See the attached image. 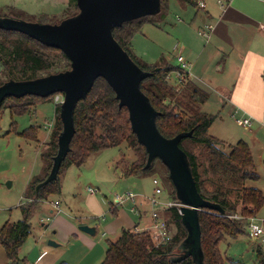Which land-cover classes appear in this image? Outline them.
<instances>
[{
	"label": "trees",
	"instance_id": "obj_1",
	"mask_svg": "<svg viewBox=\"0 0 264 264\" xmlns=\"http://www.w3.org/2000/svg\"><path fill=\"white\" fill-rule=\"evenodd\" d=\"M184 1L197 6L196 0ZM168 2L169 0H162L159 14L127 21L122 26L114 28L113 33L143 69L154 72L143 80L142 89L150 97L155 108L160 111V115L157 117L160 131L165 136L172 137L180 132L193 130L192 136L181 141V147L188 154L202 196L220 203L225 210L224 213L216 210L200 211L205 264H227L228 257L222 252L221 244L226 240L245 235L242 221L230 217V215L239 212L242 215L241 219L245 221H247V217H255L264 205V192L257 187L243 185L247 180L259 179V173L247 141L239 140L227 153L218 147L217 144L221 141L209 133L217 115L201 109V105L208 98V93L188 79L183 80L179 85L170 84L168 77L172 72L181 69L180 66L169 64L165 58L155 65H149L139 60L133 53L131 48L133 37L140 32L145 21L162 17L167 10ZM72 5L75 11L67 16L78 12L76 0H70V7ZM0 16L22 18L21 13L18 15L13 12L0 11ZM0 61L8 79L19 80L60 72L71 66L70 60L61 49L46 46L24 33L1 28ZM61 63H64L63 66H60ZM157 67L159 70H156ZM55 94L45 98L35 95L7 97L0 104V116L5 108H9L11 113L16 115L26 113L41 101L49 99L53 101ZM9 99L15 102L7 104ZM60 109L61 104L57 103L51 139L42 152L43 162L45 160L49 163L46 174L42 178L31 180L27 189L28 198L31 201L22 207L23 218L14 222L7 221L0 228V244L6 249L9 264L27 262L26 258L20 256V248L32 230L30 216L39 202L48 199L53 194L61 193V176L71 165H81L95 153L111 147L121 148L124 143H128L129 148H140L143 153L137 160L126 164L125 174L143 175L153 169L154 162L149 168H145L147 151L138 142L137 136L131 128L128 109L119 106V100L111 86L103 77H99L88 95L81 99L76 106L74 114L76 132L71 141V150L62 163L58 179L40 188L36 194V185L50 173L53 157L59 148L58 137L63 129ZM15 123L13 121V127ZM38 130L39 125L33 124L18 134L27 140L37 142ZM185 142L203 145L205 147L202 153L203 156L205 155L204 159L200 160L197 153L185 146ZM233 185L237 186L235 189L236 200L231 198L234 192ZM170 194L172 196L170 198L177 200L175 189L170 191ZM110 210L117 214V209L112 205ZM162 215L171 231L172 237L168 243L156 245L151 231L123 228L116 240L108 242L105 258L100 264H196L191 256L180 262H174L171 259L187 236V230L182 223L178 207L165 208ZM247 234L249 237L248 229ZM60 264L67 263L61 262ZM254 264H264V246L262 244L255 248Z\"/></svg>",
	"mask_w": 264,
	"mask_h": 264
},
{
	"label": "water",
	"instance_id": "obj_2",
	"mask_svg": "<svg viewBox=\"0 0 264 264\" xmlns=\"http://www.w3.org/2000/svg\"><path fill=\"white\" fill-rule=\"evenodd\" d=\"M76 4L78 12L57 23L0 16L1 29L18 31L46 46L59 48L71 63L69 69L60 72L31 79L10 78L0 84V104L10 96L45 98L55 93L64 95L60 109L63 129L58 137L59 148L53 157L50 173L36 185V194L40 188L58 179L76 132V106L88 95L97 78L103 77L115 92L119 106L128 109L131 128L147 151L145 168L159 158L168 169L181 203V220L187 236L171 259L180 262L191 256L196 264H205L200 211L224 213L225 210L220 203L202 196L188 154L181 147V141L192 136L193 130L172 137L160 131L157 125L160 111L142 89L143 80L154 72L143 69L113 33L114 28L127 21L159 14L162 0H76ZM79 229L93 236L98 231L96 226L89 224H81ZM49 245L58 246V243L49 240Z\"/></svg>",
	"mask_w": 264,
	"mask_h": 264
},
{
	"label": "rangeland",
	"instance_id": "obj_3",
	"mask_svg": "<svg viewBox=\"0 0 264 264\" xmlns=\"http://www.w3.org/2000/svg\"><path fill=\"white\" fill-rule=\"evenodd\" d=\"M244 1L247 5L248 12L252 15V19L256 22L264 24V0ZM46 6H50L49 0H0V11L13 12L18 15L21 13V19L42 23H57L64 19V17L60 15L58 17L50 18L47 20L48 22L44 20L40 21L39 18L34 15H27L25 13L26 11L23 12L24 10L21 9V7H32L37 10ZM69 7L66 15L75 11L73 5L70 8ZM165 12L167 14L165 13V18L163 17L164 20L167 16H169L168 18H171L175 16V14L178 15L174 6H170L169 10L167 8ZM158 19L160 18L150 19L148 22L153 21L152 24H154L152 27L155 29L160 28L158 30L160 31L164 28L162 26L164 20H161V25L159 26V21H157ZM182 22L183 23L180 24L184 27L185 31L188 32V37L191 40H194L196 44L202 48L205 43L202 39L203 37L201 38V36L197 33L196 25L188 24L186 21ZM255 40L258 44L255 49L264 54V33L262 31H258ZM174 42L176 41L171 42V45L173 44L172 49H176L178 46L176 43L174 44ZM211 44L212 42L207 44V46H210ZM176 52H178V50H176ZM63 64L64 63H61L60 66H63ZM7 79L8 77L4 73L3 65L0 61V84ZM177 82L180 83L178 79ZM55 98L56 96H54L53 101L52 99H49L48 101H41L37 103L35 107H31L28 112L20 115L12 114L9 108H5L2 111L0 116V228L7 221L14 222L23 218L20 203L23 204L28 199L26 188L29 182L31 179L33 180L35 178L44 177L47 172L49 163L45 160L43 162L42 152L51 139V132L55 124ZM14 102L15 101L12 99L7 100V104ZM202 110L214 115H219L214 120L213 127L211 125L209 133H217L222 135V137H226L225 140L227 143L222 141L217 144L220 149L229 153L233 145H228V142H233L235 144V142L241 140V138L248 140V136L243 133L244 129L237 120L238 118L242 119L245 115V111L241 108L232 109L231 105L223 104V99L220 98L217 92H213V94H211V102ZM13 121L16 122L14 127L12 126ZM33 124L39 125V141L35 142L27 140L17 134ZM225 133H231L230 138L225 136ZM185 146L194 153H197L200 160L204 159L205 155L203 156L202 153L205 147L203 145L185 142ZM142 153V149H132L129 148L128 143H124L121 148L111 147L104 149L99 153H95L90 156L83 164H74L70 166L67 169L66 175L62 177V180H64L63 194H53L48 198L49 201L58 197L61 199L62 211L57 214L60 216L59 220H56L57 216L55 217L54 214H51L46 206L45 208H35L30 216V222L32 224L31 233L21 246V248L24 247L27 251L25 253L26 256H24L26 257L27 262H20V264H29L28 262H32L33 260L35 262V257L46 248L51 250L58 249V252L63 253L69 250V253L62 254L58 264L71 258L70 249L74 244V238L72 236L69 238V241L65 240L66 233L68 232L67 225H69V223H74L78 226L79 223L88 222V220H86V216H80L82 219H79L75 218V215L77 216L78 209L82 210L83 208L85 214L90 211L87 204H85V200L89 195L87 189L90 184L95 186L101 185V192L98 193V197H103L102 194L105 196L107 195L112 202V198L116 192H123L127 188H132L133 190L142 191L147 194H153L155 192L153 179L158 177L164 188L162 197L164 199L172 197L170 191L172 192L175 188L169 178L167 167L158 159L154 161L153 169L149 173L143 175H127V179L122 180L121 176L126 175V164H130L131 162L137 160ZM256 157L259 158L260 156L257 154ZM259 168L260 171H262L264 178V165ZM42 169L43 173L36 176ZM9 182H11V185H8ZM135 183H138V185ZM254 184L255 181L247 180L243 185L253 187ZM232 188L234 192L231 195V198L236 200L237 196L235 189L237 186L233 185ZM48 199L46 200L48 201ZM46 200H43L45 202L44 204H47ZM129 209L130 208L120 205L117 207L118 215L121 212V215L125 216L127 219V225L132 227L138 219L137 215ZM106 210L108 221L114 220L116 214L110 212L111 210L109 208ZM235 214L240 215L239 212ZM47 216H49V220L47 219ZM91 216L93 217L92 220H98L94 218L93 215ZM256 216L264 218V205ZM238 219L242 221V228L245 235H241L236 239H230L227 252L224 250L226 245H223V250L225 251V255L229 258L228 261H231L228 264H254L255 248L258 247L259 244L264 246V237L254 239L253 241L251 240V242L250 237L247 236L246 221L241 218ZM54 221L56 224L52 227V223ZM101 221L102 222L95 221L99 225V232L96 236H92L94 240H98L102 232L105 230L102 227V223H105L106 220ZM108 238L113 240L116 236L111 235ZM49 240L56 241L58 246L49 245ZM32 251L34 252L28 259L27 256ZM72 251L74 250L72 249ZM50 255L46 257H50ZM20 256L22 257L21 251ZM9 262L6 249L2 244H0V264H9Z\"/></svg>",
	"mask_w": 264,
	"mask_h": 264
},
{
	"label": "crops",
	"instance_id": "obj_4",
	"mask_svg": "<svg viewBox=\"0 0 264 264\" xmlns=\"http://www.w3.org/2000/svg\"><path fill=\"white\" fill-rule=\"evenodd\" d=\"M49 1L50 6L37 10L32 7H21V9L24 10L23 12L26 11L25 13L27 15H34L39 18V20H44L46 22H48L47 20L50 18L58 17L60 15L64 18L67 17L66 12L70 0ZM206 3L207 5L205 8H199L195 4L185 2L184 0H169L167 7L168 10L170 6H174L178 15L175 14V16L171 18H168L169 16H167L164 20V16L167 14L165 12L166 14L157 20L159 21V26L161 25V20H164L162 23L164 30L162 29L160 31H158L160 28L155 29L152 27L154 24H152L153 21H145L142 24L140 32L133 37L131 48L133 53L137 54H135L136 57L149 65H155L159 63L162 58H165L169 64L179 66L176 58L178 54H182L191 65L190 70H188L189 75L186 79L208 93V98L201 105L202 109L211 102V94L217 92L220 98L223 99V104L231 105L232 109L241 108L245 111L244 116H250L252 118V126L250 129H245L241 125L244 129L243 133L248 136V140H243L247 141L251 148L254 163L257 172L259 173V179L254 180L255 184L253 187H257L264 192L263 173L259 168L264 165V54L255 49L258 45L255 37L258 31L264 33V24L252 19V15L248 12L244 0H230L225 6H221L218 0H206ZM182 21L196 25L197 33L199 28L206 23H213L215 29L211 32L209 38H202L201 36L205 43L201 48L194 40H191L188 37V32L185 31L184 27L180 24L183 23ZM172 41H176L174 42V44L176 43L178 45L176 49H172ZM211 42L212 44L207 46V44ZM176 50H178V52H176ZM168 80L172 85H179L175 71L171 73ZM217 116L219 115L217 114ZM210 134L221 142H226V137H222V135L212 132ZM230 134L231 133H225V136L230 138ZM228 145H234V143L228 142ZM257 154L260 156L259 158L256 157ZM43 169L36 176L41 175ZM66 173L67 170L61 176L62 191L60 195L63 194L64 190V180H62V177H64ZM126 176L127 175H122V180L127 179ZM135 184L138 185V183ZM89 186L95 185L90 184ZM95 187L100 190L102 186ZM127 189L133 190L132 188ZM133 191L142 196L153 195L152 193L147 194L142 191ZM99 192H101V190ZM88 193L89 195L85 200V204H87L90 211L87 210L88 213L85 214L83 208L82 210L78 209L77 216L75 215V218L79 219H82L80 216H86L88 222L79 223L78 226L74 223H69V225H67L68 232L66 233L65 240L69 241V238L72 236L74 238V244L70 249L71 258L64 261L67 264H100L105 258L108 242L112 240L111 238H108L109 236L115 235L116 238L113 240H116L123 228L131 230L139 228V230L142 231L144 230L143 228L149 227L152 223L151 212L153 208L146 202L139 204L138 210L140 213L139 215L135 213L138 220L132 225V227L127 225V219L125 216L121 215V212L118 215V210L114 220L108 221L106 209L111 208L110 198L103 194V197L99 198L98 193L91 194L89 191ZM30 201L31 199L28 198L25 203ZM55 201L60 202L59 208L54 206ZM25 203H20L21 212ZM44 203V201L43 203L42 201L39 202L35 208H45L46 206L51 214H54L55 217L57 216L56 220L58 221L60 216L57 214L62 211L61 199L59 197L50 201L48 199L46 202L47 204ZM120 206H125L127 208L131 207L129 203ZM117 207L118 206H115L114 208L117 209ZM110 212L113 213V210ZM91 215L98 220H92L93 217ZM47 219L49 220V216H47ZM101 220H106L105 223H102V227L106 231L104 230L102 232L98 240H94L92 238L93 235L79 229L81 224H89L91 226H96L99 230V225L96 222H102ZM55 224L54 221L52 227H54ZM98 232L99 231H97V234ZM251 240L253 241L254 239L250 237V241ZM229 242L230 240H226L221 244L222 252H227ZM223 245H226V248L224 249L225 251L223 250ZM72 249L74 251H72ZM20 251L22 257L26 256L25 253L27 251L24 247L20 248ZM33 252L34 251L29 253L27 256L28 259ZM67 253H69V250L63 253L58 252V249L51 250L46 248L35 257V262L34 260L32 262L28 260V263L58 264L62 254ZM49 255L50 257H46ZM228 260L229 258L226 261L227 264L231 262Z\"/></svg>",
	"mask_w": 264,
	"mask_h": 264
},
{
	"label": "built area",
	"instance_id": "obj_5",
	"mask_svg": "<svg viewBox=\"0 0 264 264\" xmlns=\"http://www.w3.org/2000/svg\"><path fill=\"white\" fill-rule=\"evenodd\" d=\"M196 2L199 8H205L207 5L206 0H196ZM218 2L221 4V6H225V4L230 2V0H218ZM214 29L215 26L213 23H206L201 28H199L198 34L202 37L209 38L211 32H213ZM177 61L181 69L175 71L176 78L179 80V82H182L188 77V70H190L191 65L182 54L177 55ZM55 96V103L61 104L64 99L63 93H56ZM237 120L245 129H250L252 126V118L250 116H243L242 119L238 118ZM153 182L155 184V192L153 193V195L142 196L133 190L127 189L123 192H116L112 198L111 205L112 207H115L118 205L129 203L131 205V211L139 215V204H141L142 202L150 204L153 208L151 212L152 223L149 227L143 229L151 231L155 244L161 245L164 243H168L172 237L171 231L168 227V223L162 215V211L165 208L177 206L180 212L181 203L178 199L175 200L170 197L164 199L162 197L164 188L162 186L161 180L158 177H155L153 179ZM88 191L91 194H97L100 190L95 186H89ZM54 206L59 208L60 202L55 201ZM230 217L237 219L242 218V216L238 214L230 215ZM246 227L248 229L249 236L252 239L264 237V218H259L256 216L247 217ZM136 231H140L139 228H136Z\"/></svg>",
	"mask_w": 264,
	"mask_h": 264
},
{
	"label": "bare ground",
	"instance_id": "obj_6",
	"mask_svg": "<svg viewBox=\"0 0 264 264\" xmlns=\"http://www.w3.org/2000/svg\"><path fill=\"white\" fill-rule=\"evenodd\" d=\"M147 70V69H146Z\"/></svg>",
	"mask_w": 264,
	"mask_h": 264
}]
</instances>
